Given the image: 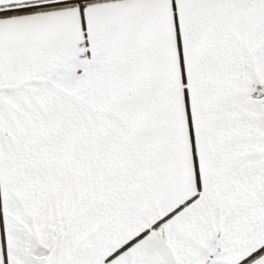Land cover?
Instances as JSON below:
<instances>
[{
    "label": "snow or ice",
    "instance_id": "obj_1",
    "mask_svg": "<svg viewBox=\"0 0 264 264\" xmlns=\"http://www.w3.org/2000/svg\"><path fill=\"white\" fill-rule=\"evenodd\" d=\"M0 264H264V0H0Z\"/></svg>",
    "mask_w": 264,
    "mask_h": 264
}]
</instances>
